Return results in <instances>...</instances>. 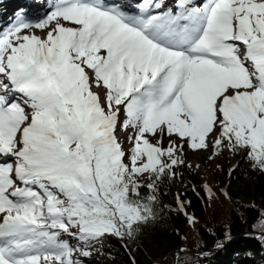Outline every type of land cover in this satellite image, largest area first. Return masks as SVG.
Masks as SVG:
<instances>
[{
    "label": "snow or ice",
    "instance_id": "1",
    "mask_svg": "<svg viewBox=\"0 0 264 264\" xmlns=\"http://www.w3.org/2000/svg\"><path fill=\"white\" fill-rule=\"evenodd\" d=\"M21 17L0 32V264H83L135 239L187 150L264 173V0H52Z\"/></svg>",
    "mask_w": 264,
    "mask_h": 264
},
{
    "label": "trees",
    "instance_id": "2",
    "mask_svg": "<svg viewBox=\"0 0 264 264\" xmlns=\"http://www.w3.org/2000/svg\"><path fill=\"white\" fill-rule=\"evenodd\" d=\"M184 158L190 167L158 184L156 219L135 239H108L83 264H264V173L241 153L235 175L219 161L207 186ZM178 197L186 212L177 208ZM197 251L210 252L203 257Z\"/></svg>",
    "mask_w": 264,
    "mask_h": 264
},
{
    "label": "rangeland",
    "instance_id": "3",
    "mask_svg": "<svg viewBox=\"0 0 264 264\" xmlns=\"http://www.w3.org/2000/svg\"><path fill=\"white\" fill-rule=\"evenodd\" d=\"M43 15H45V14H43ZM31 23H35V21H32ZM12 26L13 25H9L8 27H5L3 29V31H6L8 28H10ZM37 34L42 35V33H40L39 31H37ZM120 142L122 143L125 151L127 152L131 147L130 142L126 139V137L124 135L122 137V140L120 139ZM163 143L166 147L168 145L169 141L167 139H165L163 141ZM210 155H212V154L209 152L192 151V150H187L184 154V156L188 158V161L190 162V164L197 169V171L199 172L200 178L204 182H207V180L209 179L211 166H213V164H217L219 161H225L226 164L228 166H230V169H231L241 159V153L230 152V151L224 152L221 156L216 157L214 159H209ZM226 158H229L230 160L227 161ZM126 162H127V160H126ZM144 182L150 183L152 181H151L150 177L146 175L144 177ZM233 185H237V184H233ZM237 187H238V185L236 186V188ZM209 252H201L200 255L205 257Z\"/></svg>",
    "mask_w": 264,
    "mask_h": 264
},
{
    "label": "bare ground",
    "instance_id": "4",
    "mask_svg": "<svg viewBox=\"0 0 264 264\" xmlns=\"http://www.w3.org/2000/svg\"><path fill=\"white\" fill-rule=\"evenodd\" d=\"M122 140V136L119 137Z\"/></svg>",
    "mask_w": 264,
    "mask_h": 264
}]
</instances>
